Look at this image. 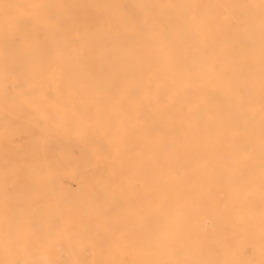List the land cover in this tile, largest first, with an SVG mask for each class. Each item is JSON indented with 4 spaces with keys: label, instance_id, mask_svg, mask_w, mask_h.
<instances>
[{
    "label": "bare ground",
    "instance_id": "6f19581e",
    "mask_svg": "<svg viewBox=\"0 0 264 264\" xmlns=\"http://www.w3.org/2000/svg\"><path fill=\"white\" fill-rule=\"evenodd\" d=\"M25 132L0 139V244L264 262L262 0H0V138Z\"/></svg>",
    "mask_w": 264,
    "mask_h": 264
},
{
    "label": "rangeland",
    "instance_id": "374dc122",
    "mask_svg": "<svg viewBox=\"0 0 264 264\" xmlns=\"http://www.w3.org/2000/svg\"><path fill=\"white\" fill-rule=\"evenodd\" d=\"M38 123H39V127H42V121H38ZM44 125L46 124L44 123ZM44 127H47V126H44ZM29 135H31V138L29 137ZM32 135L33 136L35 135V136L32 137ZM41 136L42 135H39V133L35 134V132L19 133L18 136H12L11 134L5 133V134H2L0 139L2 141V144L6 146V145L13 144L14 141H16V138H17V141L20 138L19 141H21L20 143L22 144L21 146H24L23 148H25L27 151H36L35 143L31 142V140L36 141V139H39V138L41 139ZM22 137L25 138V140L23 139L21 140ZM26 138L31 139V140L27 141ZM55 138L58 139V143H55L54 145V143L51 142L52 145L50 143H48L49 145L47 146L45 145L46 152H44L43 154L46 156H50L51 158H57L58 163L65 164L66 160H64L63 157L55 153L52 154L51 152V151L60 150L62 147L63 141L62 142L59 141L60 139L62 140L64 138L62 134L61 135L56 134ZM87 142L89 144L91 142V145H93L97 143V140L96 138L90 136V138L89 137L87 138ZM56 147H58V149H56ZM39 157L43 159L41 154H39ZM41 162L43 163V161ZM71 169L76 170V168H71ZM40 170L41 169H39L38 171ZM92 185L95 186L94 184H91L89 185V187L92 188L93 187ZM76 186L77 184L75 182H70L68 186L67 185H56L55 190H60V193L65 192L68 194L69 197H72L73 196L72 187L75 188ZM109 187L110 186L106 185V188H109ZM244 202H245V205H247V207L253 211L259 212L261 208L264 209V196L263 195L262 196L257 195L254 197L246 198ZM54 204L55 202L50 200V205L53 206ZM68 205H69V208H67L65 212L67 214H71L74 212V209H73L74 204L71 201L68 203ZM242 207H243L242 204L239 202V209L240 210L243 209ZM6 210L8 212L10 211V209H6ZM12 211L15 212L14 210ZM242 212L243 210H241V213ZM261 215L262 216L260 217V219L261 221L264 222V212H262ZM84 223L85 224L87 223L86 225L90 230L96 231L99 229L98 227L99 225L97 226V224L99 223L96 217L92 216L89 219L85 220ZM132 226L134 228V233L140 231V228L136 223L132 224ZM28 246L29 248L31 247L33 250L28 249ZM23 247L25 248L21 249ZM0 249H1L0 264H181L171 257H167L166 258L167 260L163 259L162 261H159L158 253H157L158 251H156L157 249L153 246L133 245V244H117V245L116 244H112V245H86V244L55 245L53 244V245H38V246L36 244H28L25 246H16V247H9L4 244H0ZM25 249L29 251L27 252L25 251ZM170 249H172L171 246L169 250ZM4 251L6 252L4 253ZM154 252H156L157 254ZM244 253L247 258H250V257H254L257 254V250L252 245H247L244 248ZM153 254H155V256H152ZM25 256H26V259H28L27 257H29V259L25 260ZM2 257L5 258L6 260L5 259L2 260ZM151 258H154V259H151ZM256 263L264 264L263 260L259 258L256 259Z\"/></svg>",
    "mask_w": 264,
    "mask_h": 264
},
{
    "label": "snow or ice",
    "instance_id": "6c2138e0",
    "mask_svg": "<svg viewBox=\"0 0 264 264\" xmlns=\"http://www.w3.org/2000/svg\"><path fill=\"white\" fill-rule=\"evenodd\" d=\"M262 2H264V0H262Z\"/></svg>",
    "mask_w": 264,
    "mask_h": 264
}]
</instances>
